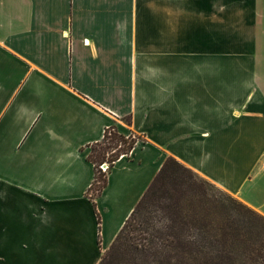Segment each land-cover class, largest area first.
I'll list each match as a JSON object with an SVG mask.
<instances>
[{"label":"crops","instance_id":"obj_1","mask_svg":"<svg viewBox=\"0 0 264 264\" xmlns=\"http://www.w3.org/2000/svg\"><path fill=\"white\" fill-rule=\"evenodd\" d=\"M246 57L264 68V0H0V264H99L169 157L264 217ZM112 126L139 142L94 208Z\"/></svg>","mask_w":264,"mask_h":264},{"label":"trees","instance_id":"obj_2","mask_svg":"<svg viewBox=\"0 0 264 264\" xmlns=\"http://www.w3.org/2000/svg\"><path fill=\"white\" fill-rule=\"evenodd\" d=\"M136 138L112 126L104 130L100 142L89 146L87 160L94 178L88 198L94 208L109 173L100 165L106 162L111 169L121 156L129 155ZM252 214L248 206L169 157L99 264H110L108 257L126 250L122 246L128 245L121 240L129 239L127 233L133 231L134 247L137 241L147 242L146 264L149 259L153 264H264V224L254 223ZM96 217L99 224L97 212Z\"/></svg>","mask_w":264,"mask_h":264},{"label":"rangeland","instance_id":"obj_3","mask_svg":"<svg viewBox=\"0 0 264 264\" xmlns=\"http://www.w3.org/2000/svg\"><path fill=\"white\" fill-rule=\"evenodd\" d=\"M199 25H202V24H199ZM251 34H254V32H252ZM251 49L252 48L250 47L249 50H251ZM249 58L246 57V58L243 59L247 63L248 70L250 69L253 73H255V72L260 73V72H263L264 71V68L263 67L262 68H259L258 66H253V62H250V59ZM257 65H259L258 62H257ZM234 77H235V74H234ZM96 150H98V149H96ZM108 157L109 156L106 155V159ZM228 195H230V194H228ZM231 197H233V196H231ZM234 199H236V198H234ZM241 212L244 213L243 210H241ZM253 213L254 214H252V215L249 216L250 219L254 223H256V224H258V223L259 224H264V220H262L260 218L261 215L258 214L255 211H253ZM245 215L247 216V214H245ZM132 222L134 224V220ZM127 235L129 236V239L131 238L130 240L129 239L121 240V244L122 245H125V244L128 245L126 248H125L126 245L125 246H122L126 250H124V251H122V250L118 251L117 253H115L112 256V258L108 257L107 258V261H111L110 264H146V258L144 256V251L147 248H144L143 245H146L147 242L142 241L141 243H138V241H137V242H135V243H137V245H136V247H134V231L131 233V235H129L128 233H127ZM149 261H150V259L147 261L148 264H153V263H149Z\"/></svg>","mask_w":264,"mask_h":264},{"label":"built area","instance_id":"obj_4","mask_svg":"<svg viewBox=\"0 0 264 264\" xmlns=\"http://www.w3.org/2000/svg\"><path fill=\"white\" fill-rule=\"evenodd\" d=\"M136 142H139V138L136 139ZM100 169L103 173H108V171L110 170V167L108 165V163H103L100 165Z\"/></svg>","mask_w":264,"mask_h":264}]
</instances>
